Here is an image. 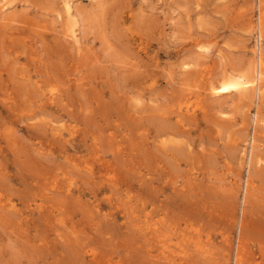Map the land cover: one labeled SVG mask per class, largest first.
I'll return each instance as SVG.
<instances>
[{"label": "rangeland", "instance_id": "rangeland-1", "mask_svg": "<svg viewBox=\"0 0 264 264\" xmlns=\"http://www.w3.org/2000/svg\"><path fill=\"white\" fill-rule=\"evenodd\" d=\"M0 264H264V0H0Z\"/></svg>", "mask_w": 264, "mask_h": 264}, {"label": "bare ground", "instance_id": "bare-ground-1", "mask_svg": "<svg viewBox=\"0 0 264 264\" xmlns=\"http://www.w3.org/2000/svg\"><path fill=\"white\" fill-rule=\"evenodd\" d=\"M254 82H255V78L248 79L246 77L245 79L242 76L231 77L223 80L218 87H213L214 88L213 90H215L216 92H227L230 91L231 89L246 87L248 85L254 84Z\"/></svg>", "mask_w": 264, "mask_h": 264}]
</instances>
